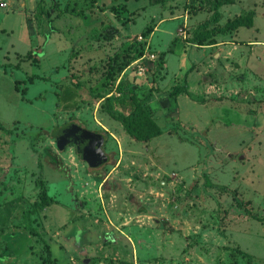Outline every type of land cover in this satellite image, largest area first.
I'll use <instances>...</instances> for the list:
<instances>
[{
	"label": "rangeland",
	"instance_id": "rangeland-1",
	"mask_svg": "<svg viewBox=\"0 0 264 264\" xmlns=\"http://www.w3.org/2000/svg\"><path fill=\"white\" fill-rule=\"evenodd\" d=\"M5 2L0 264H264V0L222 4L219 25L252 23L208 46L186 39L217 25L214 0ZM143 32L138 73L125 49ZM121 78L160 135L135 141L110 116ZM71 121L105 135L108 162L92 171L57 146Z\"/></svg>",
	"mask_w": 264,
	"mask_h": 264
},
{
	"label": "trees",
	"instance_id": "trees-1",
	"mask_svg": "<svg viewBox=\"0 0 264 264\" xmlns=\"http://www.w3.org/2000/svg\"><path fill=\"white\" fill-rule=\"evenodd\" d=\"M228 0H214L213 3V21L217 25L210 26L209 21L204 20L202 23L197 25L195 29L192 30L191 37H189L187 42H191L197 45H206V44H215L217 40L215 36L217 34H224L229 30L235 29L239 26H251L252 18L249 15H238L231 19H227L225 23L218 24V20L220 18V13L218 12V8L224 4ZM193 0H188L187 4L191 5ZM208 2V0H206ZM144 38H147L145 32L141 33ZM141 45V48L139 47ZM146 45V40H135L127 45L125 51L129 54L127 57H139L144 53ZM135 47H137V51L135 52ZM128 64V63H127ZM187 89V85L184 84H175L171 91H169V99L176 100L177 95L180 92H183ZM115 93L113 95H108L105 97V103L107 106L108 113L112 118L116 119L125 132L135 141L146 142L151 138L160 135L163 130L156 122L154 117L147 112V110L143 107V104L140 100V94L138 91L130 87V85L122 78L119 79L112 89ZM116 100L120 104V110H114L112 108L111 100ZM62 149V148H61ZM83 159V158H82ZM89 170H93L91 166H88ZM41 192L39 195V203L37 206L44 207L48 205L51 200L49 199L46 189L43 184L40 182ZM48 256L45 258H49L50 248L46 244L45 245Z\"/></svg>",
	"mask_w": 264,
	"mask_h": 264
},
{
	"label": "water",
	"instance_id": "water-1",
	"mask_svg": "<svg viewBox=\"0 0 264 264\" xmlns=\"http://www.w3.org/2000/svg\"><path fill=\"white\" fill-rule=\"evenodd\" d=\"M52 135L59 148L74 143L83 160L92 167L103 165L110 158L103 149L105 135L82 127L73 121L64 123L61 127L57 126L52 131ZM86 261L87 259L84 260Z\"/></svg>",
	"mask_w": 264,
	"mask_h": 264
},
{
	"label": "built area",
	"instance_id": "built-area-1",
	"mask_svg": "<svg viewBox=\"0 0 264 264\" xmlns=\"http://www.w3.org/2000/svg\"><path fill=\"white\" fill-rule=\"evenodd\" d=\"M6 4V2H5V0H0V5L2 6V5H5ZM137 40H140V41H142V40H146V45H145V51H146V49L148 48V40H149V37L148 38H143V36L141 35V34H139V35H137ZM145 55H144V53L141 55V56H139L138 58H137V60L135 61V63H134V65H135V68H136V70H137V72L138 73H140L141 72V70H144V65H142V63L141 62H143V61H145ZM153 57H154V55H150L149 56V58L150 59H153ZM119 80V79H118Z\"/></svg>",
	"mask_w": 264,
	"mask_h": 264
},
{
	"label": "flooded vegetation",
	"instance_id": "flooded-vegetation-1",
	"mask_svg": "<svg viewBox=\"0 0 264 264\" xmlns=\"http://www.w3.org/2000/svg\"><path fill=\"white\" fill-rule=\"evenodd\" d=\"M71 145H74V146H75V149L77 150V152H78V154H79V157H80V158H82V156H81L80 152L78 151V149H77L76 145H75L74 143H73V144H71ZM109 159H110V158H109ZM84 161H85V160H84ZM85 162H86V161H85ZM107 162H108V161H107ZM86 163H87V162H86ZM87 165H88V166H90L88 163H87ZM100 166H102V165H100ZM100 166H97V167H92V166H91V167H92V168H93V170H94V169H96V168H99ZM93 170H92V171H93ZM95 173H96V176L100 175V173H99V172H95Z\"/></svg>",
	"mask_w": 264,
	"mask_h": 264
},
{
	"label": "crops",
	"instance_id": "crops-1",
	"mask_svg": "<svg viewBox=\"0 0 264 264\" xmlns=\"http://www.w3.org/2000/svg\"><path fill=\"white\" fill-rule=\"evenodd\" d=\"M192 44H194V43H192ZM215 44H216V43H215ZM215 44H206V45L208 46V45H215ZM196 45H197V44H196ZM203 46H204V45H203Z\"/></svg>",
	"mask_w": 264,
	"mask_h": 264
}]
</instances>
